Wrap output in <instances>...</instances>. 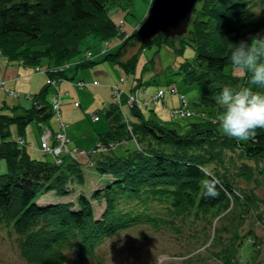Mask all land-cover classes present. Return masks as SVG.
I'll use <instances>...</instances> for the list:
<instances>
[{"label":"trees","instance_id":"1","mask_svg":"<svg viewBox=\"0 0 264 264\" xmlns=\"http://www.w3.org/2000/svg\"><path fill=\"white\" fill-rule=\"evenodd\" d=\"M129 1L0 0V50L10 59H21L33 68L43 64L55 67L56 70L46 73L57 83L65 75L66 62L80 51V43L87 35L107 42L117 33L122 35L116 51L105 52L103 46L99 50L102 47L101 60L115 61L126 71L134 69L143 46L174 43L176 36L181 45L176 49L187 42L195 50L192 60L180 64L182 71H177L180 79L184 83L203 81L196 103L215 108L214 119L217 97L224 85L235 88L247 85L264 92V85L250 83L245 70L242 75H235L229 67L233 66L230 47L235 42L264 35V0H196L185 32L168 37L155 34L150 43L135 38L136 27L123 33L108 16L109 4ZM134 45L136 50L123 59L127 48ZM88 57L85 54L79 64L91 62ZM49 84L37 93H29L32 96L29 106L0 102V224L17 234L20 254L26 261L90 264L86 255L107 235L134 223L145 221L159 226L171 223L173 217L189 214L208 224L214 221L213 235L209 240L208 236L203 237L200 246L210 251L220 264H244L236 256L243 240L240 233L246 234L257 251L261 250L264 240L261 242L255 227L264 225V217L256 210L262 199L255 194L254 186L238 187L241 185L238 180L243 179L249 185L264 179V128H257L254 136L240 140L225 134L212 118L167 122L153 114L159 98L152 101L150 96L156 89L163 90L160 98L163 106L167 105L166 88L159 86L149 97L139 95V101L129 105L127 111L122 104L127 100L125 96L120 105L110 99L102 107L107 128L97 134L100 146L132 139V147L125 146L122 152H117L115 146L103 150L94 145L87 153L89 166L67 153L56 162L52 157L30 155L26 143L19 145L16 140L31 119L42 121L53 112L50 96L46 95ZM51 85L57 92V84ZM172 88L179 92L177 86L170 85ZM151 104L153 113L143 110L142 106ZM178 107L180 103L170 107L169 113ZM121 109L128 113L126 119ZM11 123L16 127L14 136ZM89 167L108 177L106 182L98 181L88 194L79 192L75 201L37 202L39 196L50 191L58 195L70 193L73 183L85 181L83 169ZM206 188H214L217 195H204ZM92 200L104 204L99 216L94 214ZM155 207H161L169 218L153 215ZM228 211H233L229 215L231 223L216 225ZM247 214L254 219L243 228ZM229 227L232 234L223 236ZM191 236L197 241L202 233ZM217 245L220 246L214 248ZM64 249H76L70 261Z\"/></svg>","mask_w":264,"mask_h":264},{"label":"rangeland","instance_id":"2","mask_svg":"<svg viewBox=\"0 0 264 264\" xmlns=\"http://www.w3.org/2000/svg\"><path fill=\"white\" fill-rule=\"evenodd\" d=\"M150 2L151 0H131L129 3H112L107 7V14L120 26V31L129 33L141 22ZM121 38L122 35L117 33L107 42L99 40L93 35H87L80 43V51L65 64V75L58 80L57 90L61 94L60 117L66 123L64 131L68 138L67 146L69 148L90 152L96 144L98 132L107 128V121L102 107L103 103L107 104L112 99V85L117 83L125 91H128L133 77L141 78L138 84L141 98L149 97L150 93L159 86L166 88L167 105L163 106L164 101L159 98V103L153 107L154 113L151 110L152 104L149 107L142 106L144 111L151 112L170 123H172L170 121L172 119L177 123H183L198 118H214L215 108L201 106L196 103L199 99L203 81L197 80L184 83L180 79V72L182 71L180 64L192 60L195 54L194 47L191 44L184 42L181 49H176L175 47L181 45L174 36V43L163 42L161 45L152 43L150 46H143L137 54L134 69L126 71L115 61L101 60L103 53L99 50V47L103 46L106 48L105 52L116 51ZM136 48L137 45H134V47L129 46L122 58L125 59ZM87 51L91 52L89 60L92 61L85 65L79 64ZM39 67L43 69L52 68L51 66L47 67L45 64L39 65ZM229 67L233 74H243V69L238 66ZM178 69L180 72H177ZM46 79L45 73L34 70L33 66L23 64L21 59H10L0 50V82H3L0 85V102L7 103V105L29 106L32 101L26 97V94L39 92L47 83ZM76 80H82L86 83L83 86H77L75 84ZM170 85L177 86L179 92L184 94L188 104L194 109L193 113L186 117L178 114L173 115V109L169 113L170 107L178 106L180 103L179 92L170 90ZM8 90H15L19 94L14 95ZM55 90L54 86L49 84L46 95L49 96L55 93ZM122 104L124 110L127 111V103L123 102ZM203 110L204 114H201L200 112ZM96 111L98 117L94 119L91 114ZM121 111L123 110L121 109ZM126 117L124 112V118ZM42 121L47 123L54 132L59 128L55 112L50 111ZM39 122L36 119H31L25 126L22 137L30 155L51 158L49 153H44L39 149ZM177 123L174 124L178 125ZM128 124L129 122L126 123V126L131 131ZM10 130L12 136H14L16 134L15 123H11ZM133 145V140L127 139L119 141L114 146L117 152H122L125 146L132 147ZM82 154H78V159L83 162L87 156ZM83 172L85 181L82 184L73 183V190L70 193L58 195L50 191L39 196L37 202L75 201V197L79 192L88 194L96 185L95 183L100 181L99 184H103L108 179V177L97 173L94 167L85 168ZM238 184H241L238 187L243 186L244 188L254 186L255 194L262 199L261 202H258L256 210L264 217V205L262 203L264 201V179L257 184L254 181L250 182L249 185H245L244 180L239 179ZM103 205V203L92 200L95 216H99ZM231 212L233 211H228L215 224L229 225L231 223L229 221ZM151 213L156 217L169 218L166 213H163L161 207H155ZM247 215L242 222L243 228L250 224L251 219H254L252 215L251 217L249 214ZM171 219V223H164L166 225L154 226L144 221L111 233L102 242L94 246L91 253L86 255V260L90 264H220V261L209 253L210 251L207 252L200 246L203 237L208 236L206 240H209L210 235H213L214 221H212V224H208L203 219H193L191 214ZM255 230L260 233L262 242L264 240V225L259 224L255 227ZM196 232L198 234L202 233L197 241L191 236L192 233ZM226 232V235H222H231V227ZM240 234L243 240L236 254L237 258L244 264H246L245 262L254 264L253 261L257 264H264V243L260 247L261 250L257 251L256 246L247 240L246 234ZM209 246L211 248V245ZM219 246L217 245L214 248ZM65 252L66 259L70 261L75 256L76 249H68ZM0 264H32L20 254L17 234L9 226L3 224H0Z\"/></svg>","mask_w":264,"mask_h":264},{"label":"clouds","instance_id":"3","mask_svg":"<svg viewBox=\"0 0 264 264\" xmlns=\"http://www.w3.org/2000/svg\"><path fill=\"white\" fill-rule=\"evenodd\" d=\"M230 60L246 71L251 84L264 85V35L235 42L230 47ZM217 101L215 120L225 134L246 140L255 135L257 128H264V92L247 85H224ZM203 194L215 196L217 191L206 188Z\"/></svg>","mask_w":264,"mask_h":264},{"label":"built area","instance_id":"4","mask_svg":"<svg viewBox=\"0 0 264 264\" xmlns=\"http://www.w3.org/2000/svg\"><path fill=\"white\" fill-rule=\"evenodd\" d=\"M126 36V34H125ZM123 36V37H125ZM102 47L100 48V51H102ZM87 56H90V51L86 52ZM62 66V65H61ZM59 66V68L61 67ZM35 70H38L40 72H43L47 75V79L46 81L50 84H56V79L48 76V74L46 72H50L53 70H56L55 67H52L50 69H43V68H39V66H34ZM96 82V81H95ZM3 82H0V85H2ZM75 84L77 86H83L85 84L84 81L82 80H77L75 82ZM138 80L137 79H133L131 82V90L126 94V98H127V103L129 105H131L133 102H138ZM172 91H175V88L171 89ZM10 93L14 94V95H18V92L15 90H8ZM122 94H124V91L122 90V88H120L118 86V84H113L112 85V98L113 100H115V102L117 104L120 105V101H121V96ZM163 95V90H161L160 88L155 90V92L150 96V99H152V101H156L158 98L162 97ZM27 98H31L32 96L30 94H26ZM180 107L178 108H174L173 112H176L182 116H188L191 113L194 112L193 109H191L190 107H188L187 105V101L184 97L183 94H180ZM50 99V107L51 110L53 112L56 113L57 118H58V126L59 128L54 132L51 130V128L49 127V125H47L45 122L40 121L38 123L39 127H40V145H39V149L45 153H49L52 157V159H54V161L59 162L61 160V155L64 153L67 154H72L73 157L77 158L79 153H83L82 155H86L87 156V151L81 150V149H77V148H69L67 146V141L68 138L65 134V126L66 123L61 119L60 117V93L55 92L53 94L50 95L49 97ZM36 101H34L35 103ZM144 103H146V100H143ZM37 105V103H35ZM201 114H204L202 111L200 112ZM92 118L96 119L97 118V114L96 113H92L91 114ZM126 119V118H125ZM52 141H51V140ZM17 144L19 145H24V138L20 135L17 136ZM115 144L114 141H110L108 142L106 145L104 146H100L101 144L97 141L96 142V146L97 147H101L103 150L112 147ZM85 165H91V161L86 158L85 161L83 162Z\"/></svg>","mask_w":264,"mask_h":264},{"label":"water","instance_id":"5","mask_svg":"<svg viewBox=\"0 0 264 264\" xmlns=\"http://www.w3.org/2000/svg\"><path fill=\"white\" fill-rule=\"evenodd\" d=\"M195 2L196 0H151L133 35L141 43H150L155 34L161 33L165 37L182 34L187 29Z\"/></svg>","mask_w":264,"mask_h":264},{"label":"bare ground","instance_id":"6","mask_svg":"<svg viewBox=\"0 0 264 264\" xmlns=\"http://www.w3.org/2000/svg\"><path fill=\"white\" fill-rule=\"evenodd\" d=\"M141 79V78H140Z\"/></svg>","mask_w":264,"mask_h":264}]
</instances>
